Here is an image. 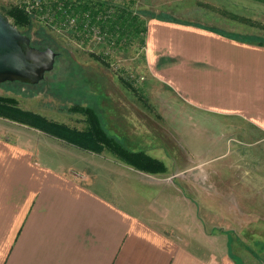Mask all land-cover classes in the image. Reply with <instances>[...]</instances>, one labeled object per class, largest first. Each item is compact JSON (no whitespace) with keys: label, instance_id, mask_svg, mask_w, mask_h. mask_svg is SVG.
Returning a JSON list of instances; mask_svg holds the SVG:
<instances>
[{"label":"crops","instance_id":"1","mask_svg":"<svg viewBox=\"0 0 264 264\" xmlns=\"http://www.w3.org/2000/svg\"><path fill=\"white\" fill-rule=\"evenodd\" d=\"M199 1L211 9V0L194 4ZM256 1L264 5V0ZM145 28L144 89L149 97L162 91L170 103L149 110L133 104L130 93L110 91L109 137L132 152L165 150L179 166L175 150L162 145L164 132L168 140L176 132L167 129L164 116L185 109L233 117L241 132L251 133L248 140L254 149L263 147L264 40L167 18H150ZM173 101L181 109L172 108ZM11 123L16 124L0 123V264H242L233 249L234 238L227 247L215 248L202 234V240L195 241L202 254L191 245L189 228L169 224L180 223L178 219L168 221V215L162 221L155 202L132 199V191L145 193L188 170L156 182V174L135 170L106 149L88 155L89 166L86 155L67 154ZM62 157L85 163L89 174L67 173ZM255 159L251 173L260 179L264 160ZM168 186L169 195L178 197ZM214 238L215 244H225L220 236Z\"/></svg>","mask_w":264,"mask_h":264},{"label":"rangeland","instance_id":"2","mask_svg":"<svg viewBox=\"0 0 264 264\" xmlns=\"http://www.w3.org/2000/svg\"><path fill=\"white\" fill-rule=\"evenodd\" d=\"M107 1L110 5L128 7L139 17L142 27L150 18H167L207 26L229 36L264 40V5H259V1L211 0V4L207 5L211 7L210 10L202 4L203 1L194 4V0ZM22 2L0 0V12L5 14L13 6H23ZM220 8L226 9L229 15L220 13ZM235 15L248 19L250 23L233 18ZM31 16L32 27L21 31L31 38L34 47L40 50L51 48L57 53L54 70L47 73L45 79L35 86L21 83L0 84V96L14 97L21 108L70 128H78V131H85L89 127L87 116L77 111L71 112V108H92L107 134V99L110 91L130 93L133 104L149 110L169 106L170 98L165 93L160 91L149 97L144 89L142 79L145 77V43L142 42V34L132 36L128 33L123 39L110 42L108 35L100 34L101 29L95 27L97 33L94 32L95 35L92 34L89 40L81 35L80 39H76L72 32L74 28H65L70 23L56 27L46 22L43 15ZM255 18L259 24L253 22L252 19ZM260 25L262 27L257 28ZM99 60H105L108 66ZM125 80L136 88L135 93L125 86ZM172 103V108L181 109V105L175 106L179 104L177 101ZM181 110L177 115L164 116L167 129L176 132L172 133L170 140L167 139L168 133L164 132L162 143L171 151L175 150V159L180 165L172 161L165 150L148 151V154L162 160L169 169L165 175L156 174L155 181L166 179L177 172L188 171L171 181L163 180L160 182L162 186L154 189L148 187L145 193L132 191V199L138 202L144 199L155 202L162 221L168 215V221L178 219L180 223L169 224L177 229L189 228L193 236L191 245L202 254L205 253L204 250L196 243L202 240L198 238L202 234L208 235L215 248L227 247L228 240L234 238L233 249L241 255L239 260L242 264H264V175L259 179L251 173L252 159L264 160V146L254 149L248 140L251 139V133L245 132L247 130L241 132V124L233 117H212L200 112ZM4 120L1 119L0 123L7 121ZM11 125L29 130L42 143L51 142L59 149L64 148L67 154L86 155L89 159L85 162L90 166L92 158L88 155H92L91 150L59 141L18 123ZM4 126L8 128L7 125ZM116 158L124 163L117 156ZM61 162L67 173L89 174L90 170L85 163H76L68 157H62ZM263 164L259 166L264 168ZM168 185L179 192L178 197L175 194L169 195L171 190ZM143 216L148 217V213ZM188 219L192 223H183ZM217 236L225 244H215L214 237Z\"/></svg>","mask_w":264,"mask_h":264},{"label":"trees","instance_id":"3","mask_svg":"<svg viewBox=\"0 0 264 264\" xmlns=\"http://www.w3.org/2000/svg\"><path fill=\"white\" fill-rule=\"evenodd\" d=\"M32 14L43 15L46 22L52 23L51 25L56 27L70 23L71 19H74L75 22L72 26L68 24L65 28H74L72 32L76 39L84 36L83 38L89 40L92 37L93 29L98 27L101 29L100 34H107L110 42L119 41L130 33L132 36L142 34V42L145 43L144 37L147 30L145 26L142 27L143 24H140L139 17L128 7L110 5L107 0H49L32 12H27L24 6L17 5L5 13L20 30L32 27ZM233 18L241 19L237 16ZM241 20L250 23L248 19ZM62 27L60 28L62 29ZM99 61L108 66L105 60ZM124 84L129 90L136 92V88L131 82L125 80ZM70 111H77L87 116L86 121L89 127L85 131H78V129L70 128L65 124L51 121L40 114L25 110L21 108L20 103L14 97L0 96V118L2 119L33 128L92 152L100 153L105 149L110 150L124 163L143 173L161 174L167 171L162 161L144 152H132L109 137L92 108L73 106Z\"/></svg>","mask_w":264,"mask_h":264},{"label":"water","instance_id":"4","mask_svg":"<svg viewBox=\"0 0 264 264\" xmlns=\"http://www.w3.org/2000/svg\"><path fill=\"white\" fill-rule=\"evenodd\" d=\"M56 58L53 49L34 47L31 38L0 12V84L38 85L54 70Z\"/></svg>","mask_w":264,"mask_h":264},{"label":"built area","instance_id":"5","mask_svg":"<svg viewBox=\"0 0 264 264\" xmlns=\"http://www.w3.org/2000/svg\"><path fill=\"white\" fill-rule=\"evenodd\" d=\"M22 1H23L22 4L25 7L26 11L32 12L33 10L40 8L42 3L47 2L48 0H22ZM74 22H75L74 19H71L70 25L72 26ZM94 32L97 33L95 29H93V34L95 35Z\"/></svg>","mask_w":264,"mask_h":264}]
</instances>
